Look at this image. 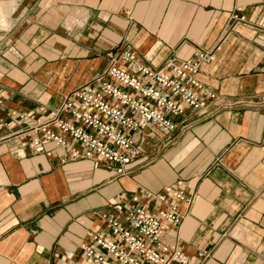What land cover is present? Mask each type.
Listing matches in <instances>:
<instances>
[{
  "label": "crops",
  "instance_id": "crops-1",
  "mask_svg": "<svg viewBox=\"0 0 264 264\" xmlns=\"http://www.w3.org/2000/svg\"><path fill=\"white\" fill-rule=\"evenodd\" d=\"M0 2L10 11L0 39V264H91L80 245L109 233L107 217H126L132 204L152 211L143 191L177 183L193 200L163 243L194 264H264V0ZM126 46L153 68L214 50L197 79L227 106L185 110L179 135L144 127L133 136L142 156L125 175L63 163L49 142L39 153L21 146Z\"/></svg>",
  "mask_w": 264,
  "mask_h": 264
},
{
  "label": "built area",
  "instance_id": "built-area-1",
  "mask_svg": "<svg viewBox=\"0 0 264 264\" xmlns=\"http://www.w3.org/2000/svg\"><path fill=\"white\" fill-rule=\"evenodd\" d=\"M195 55L187 60L169 59L153 68L129 46L123 47L106 69L68 93L44 119H38L21 146L39 153L49 142L64 150L63 163L88 160L125 175L126 167L142 156L133 136L144 127L179 135L188 125L177 122L185 110L208 111L211 103L216 109L227 106L197 79L200 66L216 59L214 50L198 49ZM176 185L161 193L143 191L156 204L152 211L132 204L126 217H107L109 233L93 231L91 239L80 245L83 257L91 264H194L193 257L162 242L169 229L181 225L193 200L183 185ZM115 208L122 211L121 204Z\"/></svg>",
  "mask_w": 264,
  "mask_h": 264
},
{
  "label": "rangeland",
  "instance_id": "rangeland-1",
  "mask_svg": "<svg viewBox=\"0 0 264 264\" xmlns=\"http://www.w3.org/2000/svg\"><path fill=\"white\" fill-rule=\"evenodd\" d=\"M5 6L6 4L3 3V2H0V7L2 6ZM4 11V16H2L3 18V22L4 24L3 25H0V39H3V38H6V35L8 33V26H9V14H10V11H8L7 9L6 10H3Z\"/></svg>",
  "mask_w": 264,
  "mask_h": 264
},
{
  "label": "bare ground",
  "instance_id": "bare-ground-1",
  "mask_svg": "<svg viewBox=\"0 0 264 264\" xmlns=\"http://www.w3.org/2000/svg\"><path fill=\"white\" fill-rule=\"evenodd\" d=\"M3 10H6V7L4 5L2 7H0V25L4 24L3 18H2V16H4V11Z\"/></svg>",
  "mask_w": 264,
  "mask_h": 264
}]
</instances>
